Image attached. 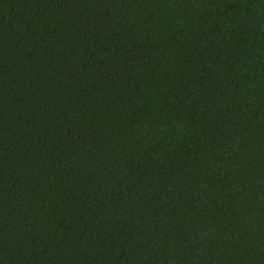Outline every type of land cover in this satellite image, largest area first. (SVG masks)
<instances>
[{
  "label": "trees",
  "instance_id": "1",
  "mask_svg": "<svg viewBox=\"0 0 264 264\" xmlns=\"http://www.w3.org/2000/svg\"><path fill=\"white\" fill-rule=\"evenodd\" d=\"M0 264H264V0H0Z\"/></svg>",
  "mask_w": 264,
  "mask_h": 264
}]
</instances>
